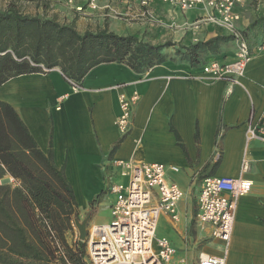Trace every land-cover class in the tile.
Instances as JSON below:
<instances>
[{
	"label": "crops",
	"instance_id": "1",
	"mask_svg": "<svg viewBox=\"0 0 264 264\" xmlns=\"http://www.w3.org/2000/svg\"><path fill=\"white\" fill-rule=\"evenodd\" d=\"M98 3L99 9L88 8L91 14L81 23L98 22L104 26L98 30L110 26L119 35H134L153 45L172 44L163 49L166 61L141 74L124 64L99 65L83 79L78 92L59 68L49 72L40 68L9 79L0 87V101L15 109L44 153H53L55 165L64 170L74 190L82 218L89 217L93 205L96 211L91 218L107 205L110 209L108 187L121 181L111 166L113 160L179 168L170 171L168 178L185 192L179 207L182 221L171 224L170 233L159 234L170 238L180 251L187 248L194 260L188 226L204 180H252L251 193L238 202L226 264H264V142L251 138L248 130L252 115L255 122L264 119V54L257 51L264 41V0L237 5L233 13L238 19L232 24L212 21L216 13L207 4L182 11L162 2L148 8L132 0ZM115 14L137 22L125 26L114 19ZM80 15L67 14L69 21ZM236 31L244 34L253 57L240 83L231 87L207 78L203 66L236 59L237 44L231 36ZM197 44L201 45L195 57L180 53ZM121 95L139 97L133 128L126 136L118 129ZM201 231L202 238L220 244L218 250L201 253L222 255L223 244L213 240L212 230Z\"/></svg>",
	"mask_w": 264,
	"mask_h": 264
},
{
	"label": "trees",
	"instance_id": "2",
	"mask_svg": "<svg viewBox=\"0 0 264 264\" xmlns=\"http://www.w3.org/2000/svg\"><path fill=\"white\" fill-rule=\"evenodd\" d=\"M171 45H153L108 28L82 34L72 25L27 16L11 6L0 12V87L13 77L39 72V65L59 68L79 84L102 64H124L141 74L164 63L163 49ZM200 45L184 49L193 58ZM6 174L19 185L3 184ZM78 218L74 190L53 153H44L15 109L0 101V264H87L85 245L75 250L66 240L68 223Z\"/></svg>",
	"mask_w": 264,
	"mask_h": 264
},
{
	"label": "built area",
	"instance_id": "3",
	"mask_svg": "<svg viewBox=\"0 0 264 264\" xmlns=\"http://www.w3.org/2000/svg\"><path fill=\"white\" fill-rule=\"evenodd\" d=\"M80 0H67L71 6ZM142 8L154 2H162L179 7L183 11L194 10L207 4L216 14L211 20L216 23L232 24L238 19L233 13L237 5L246 0H132ZM92 10L99 9L98 0H86ZM82 12L83 6H77ZM147 15V14H146ZM148 16V15H147ZM237 44L236 59L226 63L213 61L203 66V74L216 81L228 82L231 87L240 83L252 60L253 52L242 32H233ZM257 51L264 54V41ZM44 72L51 71L43 65ZM73 91L81 90V85L68 80ZM138 95L120 96L121 114L118 129L122 136L133 128L134 109ZM254 115L249 121L251 138L264 142V119L255 122ZM218 157V156H217ZM121 181L109 185L108 194L112 198L111 219L107 223L93 225L87 235V264H226L229 244L235 228L238 202L253 189L252 180L241 178H207L204 180L197 198L195 221L201 229L209 227L213 240L223 244V254L200 253L197 262L191 259L188 249L180 251L167 236L158 234L162 217L177 226L182 221L180 203L185 198L184 190L169 180L170 171L177 167L162 163H145L115 159L111 164ZM244 170H249L245 163ZM58 245L59 253L64 254Z\"/></svg>",
	"mask_w": 264,
	"mask_h": 264
},
{
	"label": "rangeland",
	"instance_id": "4",
	"mask_svg": "<svg viewBox=\"0 0 264 264\" xmlns=\"http://www.w3.org/2000/svg\"><path fill=\"white\" fill-rule=\"evenodd\" d=\"M81 5L83 6V11L82 12L77 11L76 7L81 6ZM11 6H14L20 13L27 15V16H31V17L38 16V17H41L44 19H54V20L58 21L60 24L72 25L76 28V30L78 32H80L82 34L85 33L86 31H96L99 28L104 27L103 24H102V26H100V24L98 22L92 23V24L88 23L86 25L84 24L83 21H82L83 23L80 22L81 19L83 20L84 18H88L87 16L91 14L90 11L88 10V8H89L88 4L86 2L82 3V0L77 1L76 4L73 5L74 9L70 8L72 6H71V4L67 3V0H0V12H5ZM68 8H70V9H68ZM92 11H95V10H92ZM68 12L81 13L82 15L73 17V19L71 21H69V18L67 16ZM84 13H86V14H84ZM53 14H55V18L53 17ZM129 18L130 17H127V16L122 15V14H117V15L115 14L114 15V19H116V21L120 22V24L123 23L125 26H126V24L137 22V21H131ZM109 28L111 30L110 26H109ZM114 32H117V31H114ZM129 32H130V30L129 31H123V32L121 31V33H129ZM231 36L233 37L232 34H231ZM233 39H234V37H233ZM178 50H180V49H178ZM180 53L182 55H187L188 52L185 51V52H180ZM2 183L3 184L8 183V184H11L12 186L16 187L19 185L20 182L17 181L15 178H13L11 175L6 174L2 179ZM110 200H112L111 197H110ZM103 201H105V200L103 199ZM106 202H107V200H106ZM95 211H96V209L94 208V205H93L91 207V211L89 212L88 218H82L79 216L78 219H74L68 223V227L66 230V240H67L69 245L71 243L72 246H74L75 250H76L77 246H80L81 244L85 245L84 249H85L86 258H85L84 262H86V263H87L86 259H87L88 242H87V239L85 241H82L80 239V233H79V230H78L75 222H76V220H79L81 223L84 221H87V232L89 234V229L93 226L92 224L94 222L100 223V222L107 221V220L111 219V213H110V209H109L108 205L106 208L100 209L94 218H91L94 216ZM196 212H197V204H196V202H194L193 208H192V213L190 216L191 221H190L189 226H188V235L191 237V240L193 241L192 242V249H193L192 253L194 252V254L196 256V259L194 260L195 263L197 262L198 256L200 255L202 250H206V251L211 250V249L218 250L219 245H220L216 242L211 244L210 243V242H212L211 239H208L205 237L202 238L201 228L197 225V223L195 221ZM163 218L160 220V223H159L158 234H159V232L161 233V231H163V230L164 231L166 230L168 233L171 232V230H170L171 223L167 222L165 220V217H163ZM159 235L162 236L161 234H159ZM204 236H205V234H204Z\"/></svg>",
	"mask_w": 264,
	"mask_h": 264
},
{
	"label": "water",
	"instance_id": "5",
	"mask_svg": "<svg viewBox=\"0 0 264 264\" xmlns=\"http://www.w3.org/2000/svg\"><path fill=\"white\" fill-rule=\"evenodd\" d=\"M76 226L79 230V233H80V239L82 241H85L87 239V235H88V232H87V221H84V222H80L79 220H76Z\"/></svg>",
	"mask_w": 264,
	"mask_h": 264
}]
</instances>
